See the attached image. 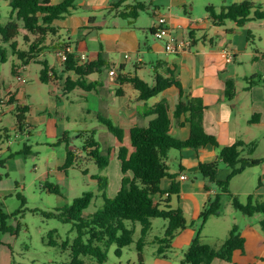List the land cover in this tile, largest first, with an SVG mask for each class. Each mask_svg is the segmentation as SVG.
<instances>
[{
    "label": "crops",
    "instance_id": "obj_1",
    "mask_svg": "<svg viewBox=\"0 0 264 264\" xmlns=\"http://www.w3.org/2000/svg\"><path fill=\"white\" fill-rule=\"evenodd\" d=\"M49 1L52 5H57L64 0ZM120 1L75 0L71 13L64 19L54 22L57 34L46 37L44 46L48 48L42 51L36 60L27 64L20 61L10 48V44L4 43L0 37V48L5 51L6 63L9 57L13 58L11 78L5 79L0 68V98L6 107L5 113L0 115V170L5 169L8 161L13 158L11 145L17 140L10 144L7 141L12 138V133H15L18 139L21 136L28 138L32 135V130L44 125L48 128L47 145L51 143L56 145L65 134L73 136L69 132L72 122L67 110L69 105L75 106L77 97L84 101L79 106L82 112L88 115L93 112L101 114L124 131L123 145L130 152H132L130 130L136 126L148 127L157 117L149 115V111L161 101H167L169 105L170 134L175 139H188L192 129V124L188 122L190 114H182L180 118H175L176 107L179 103L192 104L203 108L195 115V122H201L204 132L214 136L221 148L242 141L247 145L255 144L256 151L264 131V20L250 21L242 26L227 21L223 26H216L207 12V7H213L215 11L220 12L231 4L251 1L264 5V0H127L122 8L112 10V5ZM136 3H143L146 10L139 14L133 24L119 17V12ZM6 4L9 6L8 2ZM143 14L149 17L148 22L143 21ZM159 16L166 19L173 36L191 41L192 45L186 52L167 53L164 43L154 38L153 21ZM24 37H28L29 40L25 41ZM142 39L145 40L144 44ZM35 40V36L20 28L19 36L14 42L18 50L28 51ZM63 45H68L77 59L82 55L86 56L87 63L98 61L102 53V58L108 66L101 73L95 72L86 78L88 83L100 84L95 90L87 92L76 88L71 92L66 91L67 80L76 81L77 76L64 72V66L57 55ZM131 53L136 54L133 70L128 63L131 61ZM228 54L232 55L231 62H227ZM147 58L149 67L145 60ZM42 61H46L55 74V78L47 84L40 80ZM1 65L4 66L5 63ZM148 68L153 76H146ZM168 70L173 72L181 83L182 97L179 89L171 87L148 101H141L134 86L122 81L124 78L137 77L153 86L155 73L159 72L168 77ZM111 71L115 73L114 76H110ZM249 80L258 83L252 84ZM229 82L234 84L231 98L227 85ZM17 107H24L27 110L22 130H19L16 122ZM114 140L111 159L117 158L120 147L115 137ZM71 149L78 157L83 158V155H80L82 154L80 148L73 146ZM28 155H32L31 151ZM218 157V150L211 146L198 150L170 151L166 166L168 172L176 176L175 182L180 185V193L172 196L157 194L154 196L155 203L161 208L168 205L172 209H181L185 225L189 223V219L193 221L203 209L207 197L218 192L212 185H209L207 191V183L198 172L199 164L219 161L215 177L217 181H225L230 173ZM65 161L66 156L64 162L59 163L58 169L48 172L47 177L52 173H64ZM251 168L231 180L229 190L232 195L236 197L246 195L248 199ZM190 174L197 176L196 182L191 183ZM88 175L87 173L86 176ZM181 175H185L187 180H180ZM121 178L122 174L119 178L120 183ZM91 179L93 180V177ZM65 180L57 178L59 184ZM2 181L3 177L0 174V182ZM110 186L109 183L108 187ZM171 187V179L165 178L160 183L162 191L167 192ZM109 188L105 190L106 194L109 193ZM119 189L120 186L116 188L114 194L109 193V197L113 198ZM251 195L264 199V185ZM247 220L245 219L241 226L243 229L241 235L245 240L244 253L235 252L230 263L217 259L212 264H253L252 258L249 257L250 252L251 257L257 255V260H264V238L260 231L249 226ZM258 220L261 222L260 218ZM231 229L227 232V238ZM180 231L173 239L178 245H181L177 238ZM174 246L172 243L171 247Z\"/></svg>",
    "mask_w": 264,
    "mask_h": 264
},
{
    "label": "trees",
    "instance_id": "obj_2",
    "mask_svg": "<svg viewBox=\"0 0 264 264\" xmlns=\"http://www.w3.org/2000/svg\"><path fill=\"white\" fill-rule=\"evenodd\" d=\"M0 1L8 2L11 9L10 21L6 25L0 24V37L4 43L10 44L13 53L25 64L36 60L40 53L48 48L44 46L46 37L57 34V29L53 26L54 22L62 20L69 15L74 8L75 2V0H64L60 4L52 5L49 0ZM126 1L121 0L118 4L112 5V10H119ZM145 10L146 6L143 3H136L119 12V17L133 24L138 19L139 14ZM207 12L216 26H223L227 21H232L242 26L250 21L264 20V5L251 1L231 4L220 12L215 11L213 7H207ZM20 28L36 37L28 51L18 50L17 44L14 42L19 36ZM24 40L28 41L29 38L24 37ZM67 48H69L68 45H63L58 51ZM4 52L0 48V68L1 64L6 63ZM40 64L43 66L40 80L42 83L47 84L55 78V74L51 71L46 61H42ZM63 66L65 73H73L77 76L76 81L67 80V92H71L76 88L90 92L95 90L97 85L100 84L88 83L86 78L95 72L101 73L108 65L104 62L102 53H100L98 61L90 63H82L71 53ZM167 74L168 77L159 72L155 73V84L153 86H149L137 77L124 78L122 81L134 86L139 92V100L141 101H148L171 87L179 89L182 97L181 83L176 79L173 72L168 70ZM249 82L252 84L258 83L250 80ZM227 85L229 86L231 98L234 84L229 82ZM1 101L0 98V103ZM202 110L201 106L195 107L192 104L179 103L177 105L175 118H180L182 114H190L188 122L192 124L189 138L178 140L170 134L169 105L167 101H161L150 109L149 115H156L157 117L150 122L148 127L136 126L130 130L132 152L123 145L124 131L109 119L101 115L97 116L99 122L108 129L120 144L117 156L122 174L120 189L113 198H110L105 192L109 185L108 178L93 176V180L97 182L99 192H101L104 201V205L100 210L89 216L84 215V212L90 207L95 198L94 193L86 192L81 197L74 199L71 205L44 214L47 219H56L64 224H73L76 230L77 236L72 242L66 240L61 245L55 241L50 243L51 246H59L62 250L70 252V261L65 264H91V262L106 264L109 249L113 245L117 247L115 256L120 258L123 249L134 243L135 224L137 223L141 226V238L137 242L136 247L139 264H143V249L146 244V236L151 230V220L153 219H162L168 222L166 238L158 240L161 244L158 254H162L164 248L171 247L176 233L185 228L184 214L181 209H172L168 205L161 208L159 204L155 203L154 196L157 194L162 196L169 194L172 196L180 193V185L175 182L176 176L168 172L165 163L168 153L172 150H198L211 146L218 150V159L230 171L225 181H217L215 177L219 161L210 164H199L198 172L207 183V191L209 190V185H216L219 189V193L215 195L214 199L210 200L207 208L201 214L203 223H206L211 216H219L221 198L223 195H228L233 208L244 216L253 217L257 214L263 216L260 227L264 233V199L250 195L247 202L242 203L229 190L230 182L233 178L241 175L248 168L262 163L261 160L251 158L255 152L256 145H247L242 141H238L231 146L221 148L214 136L204 132L201 122H195V115ZM26 112V108L17 107L16 122L19 130H22L25 124L24 115ZM87 134L89 136L83 151L95 162L98 168H107L110 163L112 149H108L107 154L103 155L100 151L99 143L94 138L95 133L90 131ZM61 145L66 147V161L63 170L67 171L75 165L77 155L71 149L68 134H65L56 143V146ZM29 151L30 148L25 147L23 152L26 154ZM85 174L87 173L85 172ZM165 178L172 180V187L167 192L160 189V183ZM49 190L56 195H60V187L57 185L49 186ZM17 198L21 201L22 206L11 215L5 211L3 204L0 203V247L3 246V235L11 234L12 236H17L20 224H18L17 228H14L10 224V220L25 213L26 199L21 194ZM129 224L132 225V228H129ZM52 236L53 233H50L51 238ZM162 245H167V247ZM244 249L245 240L238 225L232 227L227 240L219 249L202 243L199 233L185 253L182 264H212L217 259L230 263L235 252L244 253Z\"/></svg>",
    "mask_w": 264,
    "mask_h": 264
},
{
    "label": "rangeland",
    "instance_id": "obj_3",
    "mask_svg": "<svg viewBox=\"0 0 264 264\" xmlns=\"http://www.w3.org/2000/svg\"><path fill=\"white\" fill-rule=\"evenodd\" d=\"M0 12V24L5 25L10 21L11 9L4 1H0ZM142 19H144V22L149 21V17L146 14L142 15ZM147 35L151 39L149 34ZM144 41L142 39L143 44ZM8 50L11 52L10 48ZM130 56L131 61H128V63L130 69L133 70L136 54L131 53ZM50 60L52 61L53 59L51 58ZM145 60L149 67V59ZM12 66V57L8 58L4 66L1 65L3 77L7 80L12 77ZM146 73V76H153L149 68ZM77 98H75L74 107L68 106L67 114L72 122V127L69 129V132L73 134L70 137L71 147L80 148L82 150L80 155H83V158L77 156L73 168L60 174L52 173L50 177H47L48 172L56 171L59 163L64 162L66 147L56 146L54 143L47 145L49 140L47 136L48 128L44 125L32 130V135L28 138H22L21 136L18 139L15 133H12V138H6L8 142L11 139L13 142L16 140L17 142L11 145L13 158L8 161L5 169L0 170V174L3 177V181L0 182V203L3 204L8 214H14L22 206L21 201L17 198L21 194L26 199V206L24 214L10 220V224L14 228H17L18 224H20L17 236L5 234L2 237L3 246L0 247V264H65L69 262L70 252L62 250L61 247L51 246L50 243L53 240L59 245L66 240L72 242L77 236L73 224H64L56 219H47L44 214L71 205L74 199L81 197L86 192L94 193L95 198L90 207L84 212V215L89 216L100 210L104 205V201L102 194L99 192L98 184L91 179L93 176L108 178L111 185L108 188L109 193L112 192L111 194H114L116 188L120 186L119 178L121 173L117 158L113 159L112 157L109 167L100 169L83 151L89 136L87 134L88 131L95 133L94 138L99 143L100 151L103 155L107 154L108 149L113 148L112 142L115 140L108 129L99 122L98 113L93 112L88 115L79 109V106L84 101ZM25 146L30 148L32 155L23 152ZM251 158L261 160L262 163L249 170V196L261 185H264V131L263 138L259 141L258 148ZM85 172L89 175L86 176ZM196 177V175L190 174L191 183L196 182ZM57 178L61 180L65 178L66 180L59 184ZM51 185L60 187V195H56L49 190ZM212 186L216 192L218 191V194V187L216 185ZM109 193H107L108 197ZM214 197L215 194L207 197L199 215L193 221L189 219V223L180 231L177 238L181 245H178L176 241H172L175 246L164 248L162 254H158V249L161 246L158 240L166 238L168 222L162 219L151 220L152 227L146 236V244L143 249V264H182L185 253L199 233L202 243L219 249L227 239L228 230L234 225H238L242 233L243 229L241 226L245 219H248L249 226L260 231L261 236L264 238V233L258 220L259 218L262 220L263 216L257 214L252 218L245 217L233 208L228 195H223L221 198L219 217H210L206 223H203L201 214ZM237 198L242 203L247 202L246 195L237 196ZM129 228H132L131 224H129ZM50 233H54L52 238ZM140 238L141 226L137 223L135 224L134 243L123 249V255L120 258L115 256L117 247L113 245L109 249L106 264H139L136 245ZM162 246L167 247V245ZM249 257L252 258L253 264L264 263V260H257V255H252L251 257V252ZM254 260L257 261L255 262ZM249 261L251 262V260ZM91 264L96 263L91 262Z\"/></svg>",
    "mask_w": 264,
    "mask_h": 264
},
{
    "label": "built area",
    "instance_id": "obj_4",
    "mask_svg": "<svg viewBox=\"0 0 264 264\" xmlns=\"http://www.w3.org/2000/svg\"><path fill=\"white\" fill-rule=\"evenodd\" d=\"M153 34L154 38L158 41H161L164 43V48L167 53L171 54H180L186 52L190 47H191V41L188 40H183V39H178L176 36H173L171 34V31L168 27L167 21L163 16L157 17L153 21ZM72 51L70 48H67L62 51H58L57 55L59 57V60L61 61L62 64H64L67 59L68 55L71 54ZM127 58V57H126ZM232 55L228 54L227 55V62L232 61ZM79 60L82 63H87V57L82 55L80 56ZM110 76H114V72L109 73ZM5 104L4 102L0 103V115L5 113ZM12 139L8 142L9 144L12 143ZM166 163V162H165ZM180 180L184 181L187 180V177L185 175L180 176ZM168 196V195H167Z\"/></svg>",
    "mask_w": 264,
    "mask_h": 264
}]
</instances>
